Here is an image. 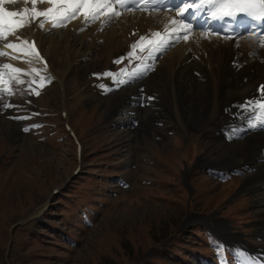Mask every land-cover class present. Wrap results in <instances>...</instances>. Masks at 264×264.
<instances>
[{
  "label": "rangeland",
  "instance_id": "rangeland-1",
  "mask_svg": "<svg viewBox=\"0 0 264 264\" xmlns=\"http://www.w3.org/2000/svg\"><path fill=\"white\" fill-rule=\"evenodd\" d=\"M86 25L84 27H87ZM109 26L107 25V29H109ZM88 27L84 32L79 33L81 37L76 42L70 36V41L75 44H73V49H70L71 51L69 50L68 54H63V58L61 55L56 54L57 56L52 57L50 60L54 62V66L59 73L66 74L64 76L66 90L64 103H66L65 108L68 112L69 122L82 142V150L85 155L82 161V168L88 169L91 167L92 172L99 173L101 171L99 164L101 152L97 150L107 148L113 152V165H118L122 162L119 168H117L118 175L126 177L131 183L130 187L123 189L121 186L116 185L118 184L116 178L111 180L112 184L116 185L113 188L116 191L115 194L108 197L109 201L106 198L105 200L103 199L104 206L103 204L101 205L99 213L93 216L91 223L87 220L80 221L87 228L85 231L73 226L72 223H67V218L72 213V203L77 198L86 199L82 193L85 180L76 179L78 181L71 188L67 189L63 195L57 199L55 197L48 199L50 196V186L53 184L54 186L63 187L65 180L69 178L71 171L75 167L77 159L72 139L61 140L58 138L60 135L57 137L53 134L51 135V130L53 129L51 125L52 119L57 122L59 130L64 122L59 114L63 108V101L60 100V93L58 89L56 90V84L52 80L49 83L47 79L42 87L39 83L31 95L32 98H30L34 99L33 103L28 101V96L20 97L10 103L12 106L8 107V117L0 114V139L3 141V143H0V157L2 153L6 155L5 160L0 165V264H163L159 262L161 256L154 257L153 255L159 254L157 250L161 251V246L164 244L167 246L172 242L174 238L171 236L177 229L182 226L184 227V224L188 222H192V220H189V217L194 214L190 211L212 213L211 218L221 219L219 218L221 214H217V211L221 212L223 210L222 207L229 201L228 196L231 190L236 186L234 184L217 183L213 178L203 175L200 171V173L197 172L194 176L196 177L195 179L191 176L186 181L190 193L180 192L181 187L179 186L178 174L183 178V171L185 170L183 167L187 163L186 161L189 160L186 157L198 151L201 153L200 157L191 163H202L200 158L209 156L214 159L211 166L217 167V164H220L222 160L228 159V157L237 162L240 161L239 155L242 154V159L245 158L246 155L243 153V148H260L252 143L248 136H244L243 139L238 141H232L234 145L233 143H224L225 146H223L220 142L214 143L211 140V138H218L220 130V128L217 130L218 126L215 128L216 131L207 132L205 130L214 126H205L204 123L209 121L215 111L211 109L209 117H204L208 115L206 113L209 111V105H211L209 98L210 93L213 91V83H215L218 73L221 72V69L216 67L218 66V56H216L217 59L214 58L216 60H212L213 58L208 54V56L201 58V61L199 56L196 58V55H192V60H198L203 65L193 68L204 70L208 74V77L204 76L200 78L201 74L195 75L194 80L202 82L201 87H199L200 84L191 87L185 85L184 90L180 91L175 98L168 96V88L164 87H169L173 83L180 84L174 81L171 75L175 71L185 70L179 61L183 55L180 54V51L187 44L181 40L182 44L171 49L162 58L154 73L143 82L144 85H147L148 79L151 76L159 80L160 93L146 95L155 98L153 103L144 108H140L139 106L129 107L131 111L135 112V116L139 121L138 126L132 129V133L139 134L142 131H148L157 127V123L160 122L157 118L167 117L177 123V117H181L180 119L183 120L184 118L190 126H195L196 121L201 116L204 126L200 132L203 136L210 138V143L208 144V148L200 146L199 149L193 143L190 145L178 144L174 140L173 144H171L168 138L160 140L159 137H155V141L161 143L159 144L161 148L157 146L152 148V156L149 153V149H151L153 144L149 135L146 136V140L150 146L146 143L137 145L136 138L130 139L129 133L126 129H123L124 127H119L115 122L108 121L114 115L113 112H117L121 104L125 103L124 105H127L128 100L132 99L131 95H134L133 99H137L138 96L135 95L137 92L126 96L123 102H121L120 97H117L120 90L115 91V94L107 97L101 96L98 91V84H96V80L93 77L95 72H102L104 67L110 65L111 58H115L121 53L122 49L118 50V45H122L123 40L121 38H118V40L116 37L110 45L112 50L109 53V50H106V48H101L102 45L107 44L104 40H99L103 34L101 33L103 30ZM110 32L107 31V33ZM49 34L47 33L44 37L48 38ZM115 42L116 44H114ZM239 42L241 43L242 41L230 43L234 46L233 51H240L235 47ZM189 48L186 47L185 51ZM63 49H65V46ZM211 53L217 55V50L214 49ZM81 55H87L88 57L83 56L82 61L73 65L72 69L66 73L74 58ZM172 55H174L173 60L171 59V62L167 61ZM165 58L167 59L164 62ZM236 58L243 61V63L246 61V58ZM66 59L67 62H65ZM206 59H210L212 63L209 69H206L205 66ZM0 65H2V62H0ZM237 65L235 63L234 68H238ZM183 73L178 72L174 74V79L178 81ZM190 73L192 74V72ZM13 83L16 84L15 81ZM203 87L209 90L204 91ZM236 87L237 83H234L232 91ZM194 89H197L198 95L196 100L198 105L195 104V101L191 102L187 100L188 95L192 94ZM14 90H17V88ZM37 91L40 93L39 95L35 94ZM93 103H95L96 109L92 108V113H88L89 111L84 112L86 109L91 108ZM79 104L81 105V109H78ZM117 104H119L118 107L113 108ZM165 104L167 107H164ZM172 105L176 112L175 117L172 114L174 113L171 108ZM119 110L124 111L125 109L121 107ZM229 111L235 112V106L231 107ZM14 113L19 114V117L29 116L27 120H21L22 127L17 125L19 123L18 120L10 118L14 116ZM25 113L29 115H25ZM119 116V112H117L111 120H116ZM131 116L129 113L127 116L128 122ZM218 116L216 115L212 118L214 119L213 122L219 119ZM100 117L102 119L101 123ZM224 120V118L221 120L222 124ZM161 124L162 122H160L159 126ZM92 127L93 133L90 130ZM26 128L28 131H25ZM194 130L198 129L195 127ZM241 130L239 131L240 133ZM174 132L170 127L169 130L165 131V135L170 138V136L175 135ZM259 133L264 138V131L259 130ZM194 134H190L188 137L194 141L195 139L200 140L197 137L199 133L194 132ZM184 140L187 141L185 138ZM8 142L11 143V146L5 148L4 145L8 146ZM236 143L240 144L242 149L237 154L231 156L229 151L235 147ZM104 151L106 150L104 149ZM260 154L263 155L262 152ZM145 156L151 157V159H147ZM260 157V155L254 154L255 161L251 165L256 169H258L257 166L260 164ZM209 161L210 159L205 160V162ZM230 166L237 167L239 165L232 164L223 167ZM180 169H182L181 172H179ZM256 169L255 171H257ZM251 172L254 171H246L241 188L245 187L246 189L245 185H248L247 179ZM181 182L186 184L183 180ZM188 183H190L189 186ZM191 184L193 185V190ZM255 184L257 185V183ZM250 185L252 193L257 200L258 191L255 190L253 184ZM239 191L242 193L246 192L240 189L237 192ZM121 194L123 195L117 198ZM120 199L121 201H119ZM260 200L261 197L259 195L257 201ZM50 202H53V205L48 217L49 220L47 221H50L51 225H44L38 228L40 233L36 234V239H34L33 235L30 239L29 226L34 224L26 225L24 229L21 224L32 222L31 220L29 221L30 213H28L31 212L32 207H35L32 212L33 214L44 203L46 205ZM232 203L233 201L230 202V204ZM231 207L229 212H226L228 217L233 216L236 219H240L243 216V212H246L245 207L247 206H237L233 203ZM88 208L92 209L96 207ZM260 209L258 214L259 219L262 221L264 219V207H260ZM253 210L256 212L255 207H253ZM44 214L45 212L43 216L46 218L47 214ZM223 220L229 224L232 223L226 219ZM73 222H76V220ZM220 224L223 223L221 222ZM225 226L228 227V225ZM14 227L16 228L14 229ZM70 227L72 228L73 232L71 234L73 235L64 236V230ZM219 227L222 231L225 230L224 226L222 227L221 225ZM233 227L236 226L233 225ZM57 228H60V230ZM229 231L232 232L230 229ZM75 233L78 236H74ZM196 234L199 235V238L195 237ZM220 235L223 234L220 233ZM60 237H62L63 241L62 246L66 248H58L51 243V241H59ZM68 237H72L74 241L81 242L76 243L73 241L75 245H71L70 241H67ZM236 237L238 239L242 238L241 235H236ZM204 239L206 237L202 231L194 227L188 234L184 235L183 240L175 241L173 245L167 247L169 250L166 252L170 253V256L166 253L169 257H165L164 261L169 264H177L175 263V259L177 257L186 259L188 258V253L204 255L206 250L201 248L203 247L201 242ZM259 239L262 242L264 237L260 235ZM219 250L222 252L220 245ZM226 255L227 258H230L229 251L226 252Z\"/></svg>",
  "mask_w": 264,
  "mask_h": 264
},
{
  "label": "bare ground",
  "instance_id": "bare-ground-1",
  "mask_svg": "<svg viewBox=\"0 0 264 264\" xmlns=\"http://www.w3.org/2000/svg\"><path fill=\"white\" fill-rule=\"evenodd\" d=\"M20 2L21 3L16 5V11L23 10L25 7H28V8L31 7L30 3L25 4L23 2V0H21ZM48 6H49V4L47 2H43V3L38 2L36 5L37 9L40 11L47 9ZM39 19H41V18H39ZM39 19H37L35 22L28 24V26H26V28L23 29L22 33L17 30L14 34L11 35L10 38H6L5 40H3V42L6 44H8V43L20 44L24 40H27L29 42L30 38H35L37 40L39 46H40L42 53L48 59L47 61H48L50 71L53 72L54 74L56 73L58 78H59L56 85L61 86L62 83H64V76L65 75L59 73V71L54 66V62L50 59H52V57L57 56V55H61V57H62L63 54H65V55H66V53L68 54L69 50L73 49V44H75V43L71 42L70 40L72 39V40H75V42H76V40L79 37H81V35L79 36V33L77 31L79 29L83 28L86 24L84 22V18L82 17L80 19L75 20L74 22L67 25L66 27L52 28L51 23L49 22V23H45L43 28H40L39 27ZM168 20H169V18H167L165 16H161V15L153 16V14H151V13L127 12V13H122L121 16L112 19L110 22L107 21L104 17H102L101 25H99L101 27L98 26L99 22H95V23L90 24L88 26L95 27L97 30L98 29L103 30V32L101 31V33H103V34L101 35L99 40H104V42H107V44L102 45L101 48H103V47H104L103 49L106 48V50H109V53H111L110 50H112L110 45L114 42L115 38L116 37H117V39L121 38L123 40V44L122 45L117 44V45H118V50L122 49L121 50V53H122V52H124L125 49L129 50V52L132 51V49H130V44L133 41V39L139 34V32H144L146 30L153 29L155 25L161 27L163 32H165V29L167 28L168 34L171 33L172 30H169L168 24H167ZM107 25H110L109 29H107ZM105 29H107V30H105ZM107 31H111V32L107 33ZM47 33H50V34H49L48 38H45L44 35H46ZM70 36H72L71 39H70ZM182 41H184L187 45L184 47V49H182L180 51V54H183V55H182L179 62L185 70L180 69L182 71H175V73H173V75H171V76H173L172 77L173 80L176 82H179L180 84L177 85V83H173L169 87H167V86H165V84H163L165 86L164 88H168V91H167L168 96L175 98L180 91L184 90L185 85H189L191 87V86H196L197 84H200L199 87H201L202 82L194 80L195 75L198 76L199 74H201L202 76H200V78H203L204 76H207L208 74H206V72H204V70L202 71L201 69L193 68V67H198V66H203V65H202V62H200L198 60H192V58H191L192 55H196L195 56L196 58L199 56L200 57L199 59H201L204 56H208V54H209L210 57L213 58L212 60H216L217 59L216 56H218V59H217L218 66H216V67H219V69H221V72L218 73L216 79L214 78L215 83H213V91L210 93V98H209V100H211V105H209V111L206 113L208 115L204 118L209 117V112L211 111V109L213 111H215V113L212 115V117L209 119V121L204 123V125L205 126H208V125L219 126L220 121L223 118L225 120H224L223 124L221 121L222 126H231L232 127L238 123H244L246 121V118H247L246 117L247 113H242L241 110H239V112H241L243 115L241 117H238V118L237 117L233 118V117H231L232 115H228V113H229L228 110L231 107L235 106V111H236V109H237L236 101L241 99L242 97H245L249 94H252L254 92V89H255L257 82L264 80V48H260L256 41L249 40V39H247V40L241 39L242 42L241 43L239 42V44L235 45L236 49L240 50L239 52H237V51H233L234 46H232V44H230L233 41H228V40L222 41V40L214 39V38L203 39L202 36H200L199 34H196V33L189 35L187 41H185L184 39ZM114 44H116V42ZM124 45H125V47H124ZM64 46H65V49H63ZM186 47H188V48L190 47V48L187 49V51H185ZM91 49H92V47H91ZM214 49L217 50V55L211 53L212 50H214ZM0 52L7 53V55L0 56V62H2V65H0V71L5 70L2 68V66L4 64H7L6 62H8V60H10V58L18 66L32 67L33 69H37L39 73H44L45 71H47V69L45 67H43L42 65L39 64V62L37 61V58L35 56H28V55H25L20 50H13L11 48H8L6 50H0ZM88 52H89V49H88ZM83 56H87V55H81V56L75 57L73 62H71V64L69 65L70 66L69 69L71 70L73 65H75L77 62L82 61L81 59L83 58ZM173 56L174 55H172L171 58H168L167 61H170L173 58ZM236 57L246 58V61L243 63V61H241L240 59H237ZM214 58H216V59H214ZM166 59L167 58L164 59V62L166 61ZM177 59H179V58H177ZM222 59H224V60H222ZM201 61H202V59H201ZM233 61H235V62H233ZM65 62H67V59ZM230 62H231V64H230ZM205 63H206V65H205L206 69H209V67L212 65L210 59H206ZM235 63L238 64L237 65L238 68H234ZM172 66H174V65H172ZM180 68H182V67H180ZM178 72H184V73L181 76V78L177 81L176 79H174V74H176ZM190 72H192V74ZM208 72H209V70H208ZM151 74L152 73H149V75L147 77H145V75H144L140 78L142 80H140V79L135 80L134 82L131 83L130 86H128L126 88L119 89L120 91L118 90L119 92H118L117 97L118 98L120 97L121 102H123L125 100L126 96L134 94V92H138V89L140 87H144V91H145L146 95L153 94V93H160V86H159L160 83L156 77L151 76V78L148 79L147 85L143 84L144 80H147V78L150 77ZM218 76H219V79H218ZM234 83H237V87L234 89V91H232V86ZM16 85H17V83H16ZM214 86L216 87L215 89H214ZM203 89H204V91H206L208 88L206 89V87H203ZM127 92H131V93H127ZM117 97H115V98H117ZM124 104L125 103H123L121 105H124ZM118 105L119 104H117L116 106L114 105L113 108L118 107ZM164 107H167L166 104ZM168 107H171V106H168ZM173 107L174 106L172 105L171 108L175 114L174 113H172V114L175 117L176 112H175ZM112 112H113V109H112ZM113 113L115 114V112H113ZM233 113H235V112H232V114ZM216 115H219L218 116L219 119L216 122H213L214 119H212V118H214ZM177 118H178L177 124H180V126L183 129H187V127L190 126L186 121L181 120L180 119L181 117H177ZM127 122H128V119H127ZM196 122H197L195 125L196 129L202 128L204 126L203 125V118L202 119L200 118ZM218 130H219V128H218ZM241 133L244 134L245 136L250 137L252 143L256 144L260 148H258V149L243 148V153H245V155H246L245 158L242 159L243 155L241 154L238 156V157H240V161L237 162L235 160L229 159V157H228V159L222 160V162L220 164H217L216 168L223 167V166H229L232 164L240 165L242 167L247 166V165H249L255 161L254 154L256 153L257 155L261 156L259 159L260 164L258 165L257 163H255L258 165L257 167L259 170L258 169H256L257 171L253 170L254 172H251L249 174V176H251V177L248 176L247 184L248 185H250V184L254 185L255 183H257V186H260L262 188V190H264L263 189L264 188V159H262V157H264V138H262L260 136L259 130L252 131L247 127L246 124H245V127L243 128V130H241ZM219 136H221L220 132L218 134V138H220ZM233 145H234V143H233ZM241 149H242L241 145L236 143L235 147H233L231 149V151H229V154L231 156L235 155ZM253 152H254V154H253ZM260 152H262L263 155H261ZM253 180H255V181H253ZM257 193H258V195H257V200H258L259 195L261 197V194H259L260 192H257ZM216 225L217 226L215 227V229L217 230V232L219 234L221 233V234H223V236L229 237L231 239L230 241H232V242L238 241L236 234H233L232 232H230L229 228L227 226L222 225V224H217V223H216ZM221 225H222V227L224 226L223 227V228H225L224 231H222L220 229L219 226H221ZM263 231H264V227H263Z\"/></svg>",
  "mask_w": 264,
  "mask_h": 264
},
{
  "label": "snow or ice",
  "instance_id": "snow-or-ice-1",
  "mask_svg": "<svg viewBox=\"0 0 264 264\" xmlns=\"http://www.w3.org/2000/svg\"><path fill=\"white\" fill-rule=\"evenodd\" d=\"M25 4H31V7H25L23 10L11 11L4 7L5 4H16L17 0H0V39H6L8 35L14 34L18 29L28 26V24L35 22L39 19V27L43 28L45 23H51L52 28L66 27L68 22L82 15L85 24L95 23L104 17L107 21L121 16V12L116 10V6L119 5L121 8H126L128 11H133L134 8L128 7V5H138L143 2L145 6L148 5H159L164 0H23ZM47 2L50 7L40 11L37 9V3ZM189 9L193 12L199 13L201 11H209L212 19L223 20L224 18H231L233 21L239 20L242 17L253 21L261 26V32L259 33L258 46L264 48V0H184L182 6L178 7L177 15L184 17ZM155 10V9H153ZM172 25L177 27L172 29V32L167 36L162 35L160 32L152 33L155 39H148L145 36H141L140 40L131 45L132 51L127 56L131 59L136 54V49L139 48L143 52L146 48L149 50V56L144 57L145 63L137 65L136 69L131 73L127 74L126 78L115 79L114 84L117 86H126L131 84L135 80L140 79L146 75L147 71L152 68V65L146 63L148 59L152 57L155 52H161L165 50L175 35L176 39H180L179 32L181 30L190 31L192 25L184 22L183 19L172 20ZM168 32V29H165ZM252 35H257L253 32ZM185 41L188 40V36L182 37ZM231 38V37H228ZM19 39V38H18ZM6 47L13 50H20L25 55L35 56L37 59H41L38 50L35 48L34 42L31 44L24 40L20 44L8 43ZM7 55V53L0 52V56ZM115 63H121V60L115 61ZM46 67V63H45ZM5 70H10L9 81H15L18 84L25 83L19 79L18 75L23 70L15 68L10 64H4L2 66ZM32 72L39 74L37 69H32ZM127 72L126 69L121 70V74ZM5 73L0 71V85L7 83L4 80ZM105 76L114 75L112 73H104ZM50 83L51 77H40V86L44 85L45 80ZM105 87L104 85H100ZM107 91H111V88H106ZM2 92H7L9 95L12 94L11 89L3 88L0 89ZM39 95L37 91L35 93ZM148 99H154L148 97ZM12 105L6 104L5 107ZM242 113H248L259 109V114L247 120V127L250 129L259 128L264 131V86L260 88V96L255 100H247L243 104L237 106ZM18 119H25L27 117H17ZM25 131H28L26 128ZM240 129H231L230 134L235 135ZM240 264H255L250 258H245L240 261Z\"/></svg>",
  "mask_w": 264,
  "mask_h": 264
}]
</instances>
